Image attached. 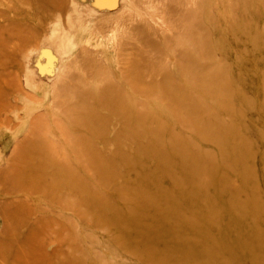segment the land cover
I'll use <instances>...</instances> for the list:
<instances>
[{
	"label": "rangeland",
	"instance_id": "obj_1",
	"mask_svg": "<svg viewBox=\"0 0 264 264\" xmlns=\"http://www.w3.org/2000/svg\"><path fill=\"white\" fill-rule=\"evenodd\" d=\"M67 69L103 132L62 114ZM0 264H264V0H0Z\"/></svg>",
	"mask_w": 264,
	"mask_h": 264
},
{
	"label": "bare ground",
	"instance_id": "obj_2",
	"mask_svg": "<svg viewBox=\"0 0 264 264\" xmlns=\"http://www.w3.org/2000/svg\"><path fill=\"white\" fill-rule=\"evenodd\" d=\"M107 21L105 19H103L102 21L100 20L99 23H103ZM115 29L113 28V31ZM136 31V36H139L140 32H141V28L140 27H136L134 29ZM114 35L113 33L110 34H106L103 35L102 38H104L105 40L109 41L114 39ZM146 37V36H144ZM148 40H144V42H147ZM120 44L122 45V42H120ZM119 44V45H120ZM155 44V43H154ZM146 64H144L143 61L141 60H133L131 61V64H129L128 66H130L132 68V71H130V73H128V76L125 75V73L127 72V70L122 67H119V71L120 74L124 77V80L126 81H131V75L134 79L135 75H138L139 78H141V74L138 72L139 69L143 66H145ZM72 66H76L80 68L85 69L86 73L89 75L90 73H94V72H106V67L104 62L97 57V55L95 54L94 50H90L88 47H82L77 56L75 57V60L72 61ZM139 73V74H138ZM60 77V78H59ZM59 79L56 80L55 82V86L52 89V94L53 97H59V96H66V93L73 91V93L78 96V100L73 101L70 100L67 103V107L60 109L62 114L71 118L73 124H75L76 127H89L91 128V130H98V131H104L103 127L105 126V124L107 123V118L104 116H98L96 114V109H94L91 106V96L88 94L89 88L87 87V83L84 82L83 80H78L76 81L77 76L75 75V73H73L70 69H67L66 71H64L62 73V76L59 75ZM137 77V78H138ZM114 83V82H113ZM112 81L111 82H103V84L101 85V87L98 88V93L99 96L102 97V103L103 105L109 104V105H113L114 107L119 106L122 104L123 101V93L120 89L119 86H117L116 84H113ZM86 87V88H85ZM88 88V89H87ZM74 95V96H75ZM57 102V101H56ZM53 107H57L56 103L54 104ZM58 108V107H57ZM42 114H39L38 116L36 115L35 118H33V122L39 123V121H42ZM8 120V117L6 116L5 119H3L4 123ZM9 121V120H8ZM126 125V124H125ZM203 128H207L209 129L210 126L209 124L205 123L202 125ZM228 134V132L222 130L220 131V136L218 139H221L223 137H225ZM83 135H78L77 138L82 139ZM81 150H84V148H81ZM42 151H37L36 152V159H38L40 157V153L42 155ZM86 151V149L84 150ZM48 158V157H47ZM51 159H45L44 160V164H42L44 167H48L51 169L52 174L55 173L56 177H61V178H69L70 179V173L71 171H67L66 169L63 168H56L54 164H52ZM37 177H39L38 175H36ZM36 176H32L31 180H37L38 178ZM111 221L113 223H117L120 221V217L117 215L115 217L111 218ZM212 241L215 243V249H211L210 250V255L209 256H217L221 254L222 248H223V244L226 245V243L224 241H222L221 239H219L218 236L214 237L212 239ZM194 255L198 256L200 254H198V252L194 251Z\"/></svg>",
	"mask_w": 264,
	"mask_h": 264
}]
</instances>
